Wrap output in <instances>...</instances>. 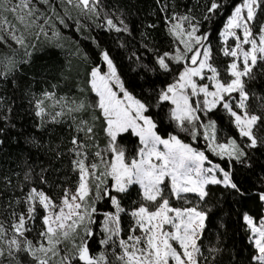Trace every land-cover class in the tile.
I'll return each instance as SVG.
<instances>
[{
  "label": "snow or ice",
  "instance_id": "6c2138e0",
  "mask_svg": "<svg viewBox=\"0 0 264 264\" xmlns=\"http://www.w3.org/2000/svg\"><path fill=\"white\" fill-rule=\"evenodd\" d=\"M42 2L48 4L49 0ZM67 4L78 8L85 17H101L100 0H67ZM49 7L59 23L66 25L65 18L59 16L54 7ZM222 7L224 5L218 0H211L207 13L216 14ZM3 10L18 13L16 19L25 28L39 19V9L33 8L30 0H20L19 4L5 6ZM258 13L264 14V0H242L227 17L220 36L225 43L229 37H234L236 43L234 47L222 48L224 56L233 58L225 70L229 74L226 80L221 78L213 63L210 31L201 34L200 21L189 15L166 17L171 23L169 34L183 48L176 46L173 51L163 53L153 49L155 65H142L145 71L171 76L172 81L164 87L142 89L137 95L118 75L109 53L103 51L101 55L107 64V72L93 67L88 83L98 97L95 106L100 115L94 119L102 118L107 144L104 149L94 144L98 150L93 155L98 162L86 163L89 154L83 149L88 145L73 136L74 147L70 151L76 157L72 163L79 171L78 187L74 192L65 189L59 205L45 192L32 188L26 197L27 216L12 212L18 220L12 223L10 238L8 230L0 224V241L4 245L0 246V264H199L203 254L197 241L208 215L207 211L201 210L200 204L206 203L209 186L222 185L240 198L252 195L234 180L233 169L236 164L251 168L250 150L264 148V137H258L254 131L258 124L264 126V115L250 110L249 93L243 79H253V69L258 61L264 62V20ZM122 17L123 14L114 20L107 11L103 12L109 29L130 32ZM210 18V15L204 16L205 20ZM49 20L51 17L46 18L45 23ZM3 23L9 25L11 39L25 45V37L16 35L15 26L6 17ZM257 26L258 31L254 30ZM40 30L47 35L43 26ZM237 30H242V36ZM2 31L0 25V41L7 42ZM245 45L249 47L245 48ZM18 68L13 57H6L0 74L7 78ZM233 93H238V99ZM44 95L50 98L53 94L45 92ZM42 105L43 101L36 102L37 116L45 112ZM162 105L168 106V118L177 129L167 138L158 133V123L151 114L153 108L159 109ZM218 107L227 113L239 139L226 134L221 142L219 133L222 129H218L217 121L208 116ZM204 118H207L206 123ZM81 124L87 125V122ZM94 127V124L77 126V131L84 132L88 140H94ZM180 133L197 143L203 137L205 146L194 147L193 143L185 142ZM125 136L135 137L138 141L131 155L120 142ZM33 143L39 146L37 141ZM209 154L221 160L227 157L226 165L214 162ZM25 178H28L27 174ZM261 183L264 184V180ZM133 189L137 198L131 201L132 207L128 209L122 206V200L130 197ZM255 195L264 207V188ZM190 196L196 197L195 204ZM104 199L110 201L114 211L103 212L102 221H98L96 205ZM181 201L180 206H174L173 202ZM37 202L47 214L42 216L44 229L34 242L25 233L31 230L26 221L35 219ZM189 204L192 206H187ZM122 213L132 219L126 238L122 235ZM243 221L251 233L249 240L253 248L247 264H264V216L257 224L254 217L245 212ZM97 224L101 229L99 244L104 248L92 254L89 241L96 235L93 226ZM69 244L70 248L67 247ZM107 248L112 249L111 258ZM211 251L219 252L220 249ZM54 258L58 260L54 262Z\"/></svg>",
  "mask_w": 264,
  "mask_h": 264
},
{
  "label": "trees",
  "instance_id": "16d2710c",
  "mask_svg": "<svg viewBox=\"0 0 264 264\" xmlns=\"http://www.w3.org/2000/svg\"><path fill=\"white\" fill-rule=\"evenodd\" d=\"M218 2L224 7L216 14H208L207 7L211 0H100L101 17L96 18L85 17L78 8L67 4V0H49L48 4L42 0H32L33 8L39 9V19L32 23L34 31L27 35L25 45L17 44L3 31L7 42L0 41V73L3 72L6 57H13L19 65L18 70L7 78L0 74V224L4 220H17L18 216L14 217L13 211L27 212L26 197L32 188L45 192L57 205L65 189L75 191L79 183V171L72 163L76 159L70 151L74 147L71 143L73 136L88 145L83 149L89 154L86 162H98V158L93 155L98 149L93 145L98 144L100 149H104L107 139L103 133L102 118L94 119L100 112L95 106L96 97L88 81L93 67L105 71L101 55L103 51L109 53L118 75L129 90L137 95L141 94L142 89L164 87L172 81V77L145 71L142 65H155L153 49L163 53L173 51L177 46V41L174 42L169 34L171 23L166 17L189 15L200 21L201 34L210 31L213 63L219 69L221 78L228 79L229 74L225 70L232 60L223 55L225 44L220 32L234 6L242 3V0ZM49 5L65 18L67 26L59 23ZM65 8L68 9L67 15ZM104 11L112 15L114 20L123 14L122 18L129 25L130 32L109 29L103 18ZM205 15L211 18L205 20ZM258 15L264 20V14ZM48 17L51 20L45 23ZM40 26H43L47 35L41 32ZM254 30L258 31V26ZM54 32L59 35L54 36ZM253 74V79L246 77L244 80L249 93L248 104L251 111L264 115V62L258 61ZM45 92L67 99L69 108L62 117L52 120L36 115V102L43 98ZM81 104L84 107H78ZM168 110V106L162 105L151 111L158 123V133L165 138L169 133L177 132L175 123L168 118ZM208 116L217 121L218 129H222L219 133L221 142L226 134L239 139L238 131L229 123L228 115L222 108L218 107ZM82 121H86L87 125L81 124ZM93 124L94 140H88L84 132L77 131V126ZM254 131L258 137H264V126L258 124ZM180 136L185 142L193 143L194 147L205 146L203 137L197 143L192 142L185 133H180ZM33 141H37L39 146ZM120 142L128 148L129 155L135 151L138 143L137 138L128 136L121 138ZM209 155L214 162L226 165L227 158L221 160ZM250 155L251 168L236 164L233 170L234 180L252 195L240 198L222 185H210L206 203L200 204L201 210L207 211L208 215L198 241L203 254L199 257V264H247L250 259L253 251L249 240L251 233L243 221V214L247 212L253 216L256 223L264 216V207L255 195L264 188L261 183L264 180V148L250 150ZM136 198L133 189L131 196L122 200V206L130 209L131 201ZM190 199L192 204L196 203L195 196H190ZM173 203L174 206H180L183 202ZM96 206L98 221H102L103 212L114 211L107 199L98 201ZM36 209L35 219L26 222L31 230L25 233L34 242L44 229L42 216L45 215L42 207ZM131 224V217L122 213L121 227L125 238ZM93 227L96 235L89 241V246L91 253L97 254L104 246L99 244L100 225ZM211 249L220 251L213 252ZM106 250L111 258L112 249ZM20 258L23 260L24 255Z\"/></svg>",
  "mask_w": 264,
  "mask_h": 264
},
{
  "label": "rangeland",
  "instance_id": "374dc122",
  "mask_svg": "<svg viewBox=\"0 0 264 264\" xmlns=\"http://www.w3.org/2000/svg\"><path fill=\"white\" fill-rule=\"evenodd\" d=\"M30 2L32 3V0H30ZM19 3H20V0H0V25H2V29H3L4 34L10 36L8 34L9 25L3 23L4 18L6 17L7 20L12 25L15 26L16 35L17 36L23 35L25 37V39H26L27 35H29L32 31H34L32 24L28 28H25L24 24H21L16 19V16L18 15V13H12L10 11H4L3 10L5 6L10 7L12 5H17ZM185 27H187V24H185ZM237 32H238V35L242 36V30H237ZM222 41L225 44V47H229V48L234 47L235 43H236L234 37H229L228 40H227V43H225V41H224V39L222 37ZM177 46L183 48L182 45H178V41H177ZM247 47H249V46L245 45V48H247ZM230 58H231V60H233L232 57H230ZM104 63H105V71L104 72H107V64H106L105 61H104ZM240 63L242 64V58H241ZM245 78L246 77H244L243 79L245 80ZM49 93H51V92H49ZM93 94L96 97V101H98V97L96 96L95 92H93ZM232 95L238 99V93H233ZM39 100L43 101V105L42 106L45 109L44 114L42 116H39L40 118L47 117V118L53 120V117H55V118L58 117L56 115L57 113H62V115H63L65 110L69 108V102L67 101V99H65L63 97L58 98L55 93L50 98H46L45 95H44L43 98H41ZM37 111H38V109L36 107V112ZM62 115H59V117H62ZM206 122H207V120L205 121V123ZM105 158L107 159V155H105ZM225 158H227V157H225ZM86 163H88V162H86ZM37 207H42V206L39 205V203L37 202L36 208ZM56 210L58 211V208ZM24 214H25V216H27V212H25ZM45 214H47L46 211H45ZM12 223H13V221H5V220L2 223L4 228L8 230V232H7L8 238H10L12 236V234H13ZM257 224H259V222ZM137 234H139V233H137ZM198 241H197V243H198ZM0 246H4L2 241H0ZM56 260H58V258H54V262Z\"/></svg>",
  "mask_w": 264,
  "mask_h": 264
}]
</instances>
